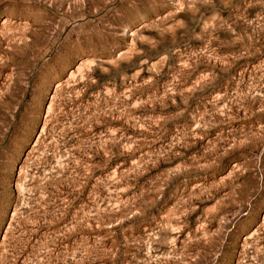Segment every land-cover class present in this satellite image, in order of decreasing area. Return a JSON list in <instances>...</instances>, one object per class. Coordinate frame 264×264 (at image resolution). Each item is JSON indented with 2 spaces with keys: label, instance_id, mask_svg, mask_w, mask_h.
<instances>
[{
  "label": "rangeland",
  "instance_id": "obj_1",
  "mask_svg": "<svg viewBox=\"0 0 264 264\" xmlns=\"http://www.w3.org/2000/svg\"><path fill=\"white\" fill-rule=\"evenodd\" d=\"M0 264H264V0H0Z\"/></svg>",
  "mask_w": 264,
  "mask_h": 264
}]
</instances>
